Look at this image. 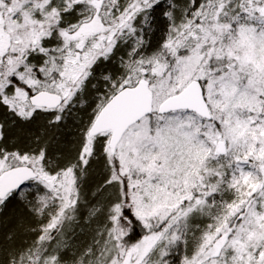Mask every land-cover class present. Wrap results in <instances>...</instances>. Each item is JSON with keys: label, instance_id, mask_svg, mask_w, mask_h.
I'll return each instance as SVG.
<instances>
[{"label": "snow or ice", "instance_id": "6c2138e0", "mask_svg": "<svg viewBox=\"0 0 264 264\" xmlns=\"http://www.w3.org/2000/svg\"><path fill=\"white\" fill-rule=\"evenodd\" d=\"M0 264H264V0H0Z\"/></svg>", "mask_w": 264, "mask_h": 264}]
</instances>
